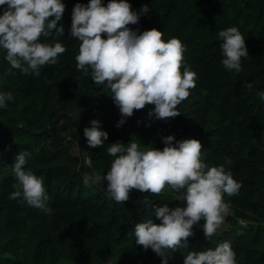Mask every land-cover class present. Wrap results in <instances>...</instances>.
Segmentation results:
<instances>
[{
	"label": "trees",
	"instance_id": "1",
	"mask_svg": "<svg viewBox=\"0 0 264 264\" xmlns=\"http://www.w3.org/2000/svg\"><path fill=\"white\" fill-rule=\"evenodd\" d=\"M61 2L65 12L57 27L64 26V36L53 32L40 38L42 43L60 42L66 48L57 64L42 66L39 76L17 69L6 75L10 65L6 51L0 49V93L11 92L14 97L7 108H0V264H162L151 249L144 251L135 243L137 223L148 219L160 223L142 201L148 196L153 205L170 208L186 207V201L166 188L159 196L132 189L126 202L117 203L106 194L103 181L85 187L83 179L90 172L83 152L94 173L106 176L115 159L107 153L110 144L131 141L141 150H162V138L168 135H175L177 141L199 140L202 161L208 167L224 165L242 184L238 195L224 196L238 209L228 206L229 214L216 234L207 239L204 220L199 221L188 247L171 252L168 264H184L189 252L215 250L223 242L231 244L236 264H264V101L257 95L264 91V0H127L133 11L145 5L150 9L129 27L141 32L155 28L163 32L165 41L180 39L187 46L184 66L196 72L198 79L189 97L177 106L180 116L150 117L155 106L146 105L124 118L119 128L116 124L122 117L111 90L106 84H95L90 72L84 76L76 67L80 42L70 36L71 15L75 4L86 5L89 0ZM108 2L102 0L104 6ZM3 10L0 7V15ZM233 26L248 50V59L241 58L239 74L221 64L223 41L218 33ZM247 83H253L252 89ZM67 109L86 127L99 121L100 130L108 133L104 145L89 147L84 128L67 113L46 132L35 134L58 110ZM20 151L31 153L25 170L43 179L51 214L9 199L17 182L11 166Z\"/></svg>",
	"mask_w": 264,
	"mask_h": 264
},
{
	"label": "clouds",
	"instance_id": "2",
	"mask_svg": "<svg viewBox=\"0 0 264 264\" xmlns=\"http://www.w3.org/2000/svg\"><path fill=\"white\" fill-rule=\"evenodd\" d=\"M3 14L0 15V49L6 51L5 60L10 65L6 75L13 69L22 74L30 70L36 76L45 65H55L58 57L66 52L60 43H42L40 38L65 34L63 25L57 27L65 12L61 0H0ZM150 9L145 5L139 12L132 10L127 0H109L106 6L102 0H89L88 4H75L71 15L70 36L80 42L75 56L76 67L84 76L89 72L92 81L111 90L114 104L119 108L122 119L133 116L134 110L154 105L157 119L168 120L180 116L177 106L196 87L197 73L184 66L187 46L180 39L172 37L165 41L163 32L132 30L140 16ZM50 17L54 19L49 20ZM55 30V31H53ZM106 35V39L103 38ZM222 40V66L239 74L242 71L241 58L248 59L245 39L237 27H228L218 33ZM183 67V72L181 68ZM252 89L253 83L245 85ZM264 101V91L257 93ZM14 101L11 92L0 93V108H7V102ZM84 128V137L89 147L104 145L108 133L100 130L97 120ZM162 150L150 148L141 150L136 142L127 145L117 141L110 144L107 153L114 157L106 176L89 173L85 175V187H92L107 181L106 194L117 203L126 202L129 192L136 189L148 195H161L166 188L178 193L186 207L170 208L168 204L153 205L145 196L142 203L154 210L155 217L137 223L134 229L135 243L144 251L151 249L168 264L169 254L179 247H188L187 240L193 236V226L204 220V236L209 239L216 234L229 214L224 196L239 194L242 187L224 165L208 167L202 159V144L197 139L177 141L175 135L162 138ZM28 151H20L11 166L16 183L9 199L18 200L29 207L51 214L47 207L50 197L46 193L43 179L30 169L25 170ZM231 164L230 158H225ZM184 264H236V253L229 242L219 244L215 250L192 251Z\"/></svg>",
	"mask_w": 264,
	"mask_h": 264
},
{
	"label": "water",
	"instance_id": "3",
	"mask_svg": "<svg viewBox=\"0 0 264 264\" xmlns=\"http://www.w3.org/2000/svg\"><path fill=\"white\" fill-rule=\"evenodd\" d=\"M64 113H67V114H71L78 122L79 124L83 127V128H86V125L85 123L79 118V116L77 114H75L72 110L70 109H67L65 111L63 110H58L54 116V118L51 120V122L49 124H47L43 129H41L39 132L35 133V134H42L44 132H46L48 129H50L53 125H55L59 119H60V116ZM12 128V125L9 126V131L11 130ZM10 140H11V137L9 136L8 138V144H7V149L5 151V153L8 152V149L10 148ZM3 154V153H2ZM83 159H84V162L89 170L90 173H94L90 163H89V160L86 156V152L84 151L83 152ZM95 174V173H94ZM97 175V174H96ZM104 183L107 184V181L106 180H103ZM224 202L231 208H234V209H238L237 207H235V205H233L232 203H230L226 198H224Z\"/></svg>",
	"mask_w": 264,
	"mask_h": 264
},
{
	"label": "rangeland",
	"instance_id": "4",
	"mask_svg": "<svg viewBox=\"0 0 264 264\" xmlns=\"http://www.w3.org/2000/svg\"><path fill=\"white\" fill-rule=\"evenodd\" d=\"M84 163H85V162H84ZM2 173H3V172H0V179H1ZM180 204H181V202H180ZM241 224H242V223H241ZM131 254H133V253H131ZM60 264H67V262H66V261H63V262H61Z\"/></svg>",
	"mask_w": 264,
	"mask_h": 264
}]
</instances>
